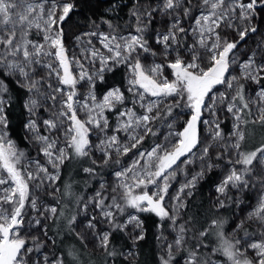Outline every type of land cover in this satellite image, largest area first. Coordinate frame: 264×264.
<instances>
[{
  "label": "snow or ice",
  "instance_id": "6c2138e0",
  "mask_svg": "<svg viewBox=\"0 0 264 264\" xmlns=\"http://www.w3.org/2000/svg\"><path fill=\"white\" fill-rule=\"evenodd\" d=\"M122 7L112 0L69 45L66 24L78 13L77 0H0V264H81L75 249L56 250L48 235L49 223H60L56 236L65 227L74 231L77 216L67 214L73 200L103 264L136 258L132 248H115L112 237L126 233L133 245L144 239L143 213L161 221L157 264H264V140L246 147L248 126L264 129V0H133L127 31L114 23ZM157 22H166L164 30ZM254 35L261 38L249 47ZM120 68L127 75L123 90L107 76ZM100 84L106 91L98 95ZM17 105L34 152L11 136ZM222 112L233 121L228 134ZM150 136L159 142L144 148ZM216 148L221 151L213 155ZM225 156L217 211L225 207L221 197L234 200L229 190L261 189L248 214L259 231L243 237L230 238L220 218L197 233L193 218L179 215L180 194L191 196ZM86 159L92 166L82 171L98 185L88 197L71 182L61 186L66 164ZM197 161L198 171L185 170ZM179 173L186 179L170 197ZM166 197L175 204L169 207ZM242 228L243 221L233 231Z\"/></svg>",
  "mask_w": 264,
  "mask_h": 264
},
{
  "label": "trees",
  "instance_id": "16d2710c",
  "mask_svg": "<svg viewBox=\"0 0 264 264\" xmlns=\"http://www.w3.org/2000/svg\"><path fill=\"white\" fill-rule=\"evenodd\" d=\"M79 5L78 13L73 15L72 19L67 22L66 29L68 31H78L81 29H87L90 27L89 20L97 19L101 13L104 12L106 8H109L112 5V0H77ZM122 4H126L127 7H122L118 16L119 19L115 20L114 23H119L121 27L127 31V25L131 23L129 20V13L132 7L133 0H121ZM157 24V23H156ZM155 24V25H156ZM154 25V27H155ZM163 27H166V22ZM154 46V44H153ZM115 74V73H114ZM113 73H109L110 78L114 76ZM115 83L122 84L121 79L114 80ZM104 89V85H98V93H100ZM24 111L23 109L17 105L16 109L13 112L12 118V129L11 136L17 142L20 148L26 147V137L24 136L23 130V120H24ZM223 131L226 132L230 126L228 124H223ZM248 133L253 134V141L251 145L248 144V137H246V147L251 149L253 147L258 146L262 140H264V129L260 128L258 125H249ZM153 141L146 142L145 146H150ZM87 160V159H86ZM84 160L73 161L71 164H66V166L62 169L61 173V186L63 183L71 182L73 186V190L78 193L86 192L85 181L86 177L82 171V167L84 165H88L89 163ZM76 169H75V166ZM220 173L217 171H209L204 174L203 178L197 182L192 195L187 197L184 208L181 210L180 214L184 220H188L189 218H193L195 221L194 228L198 233L201 226H207L205 224L206 221L210 222L212 219L220 218L227 223L225 224V232L226 234L230 230V225L232 222V213L234 210V204L232 200H225V207L220 208L218 211L214 208L210 203L209 198V190L210 187L216 183L219 179ZM60 183V182H58ZM85 186V187H84ZM73 203L72 205L74 204ZM72 206L68 211V215H72ZM140 218L143 220V235L144 239L140 240L137 244L133 245L124 233H114L112 237V244L118 250H128L134 246L137 257L132 261L131 264H157V258L159 253L161 252V240H158L157 237L160 235L162 229L159 227L161 221L154 214L143 213ZM164 228L163 233L167 228V221L163 222ZM60 227V223L57 222L56 225H52L49 223V232L50 236H53L56 239V244L54 248L56 250H69L75 249L79 255L81 256V264H103L104 255L103 253L92 252L86 249L83 244L80 242L77 235H75L74 231L65 230L63 228L60 231L59 236H56L57 229ZM248 230V226H243L242 229L238 231V233L234 236H229L230 238L242 237L245 231ZM66 235V237H62ZM213 237H208V241H212ZM207 255V253H205ZM179 258V253L176 254ZM117 264H121L120 261H117Z\"/></svg>",
  "mask_w": 264,
  "mask_h": 264
},
{
  "label": "rangeland",
  "instance_id": "374dc122",
  "mask_svg": "<svg viewBox=\"0 0 264 264\" xmlns=\"http://www.w3.org/2000/svg\"><path fill=\"white\" fill-rule=\"evenodd\" d=\"M155 27L156 28H160L161 30H164V27L159 22H157V24L155 25ZM87 30H89V28H87V29H81V30H78V31H68L67 30L68 31V36H69V41H68L69 45H71L73 43L71 37L74 34L80 33V32H84V31H87ZM260 38L261 37L258 36V35L252 36L250 38V40H249V47L253 46L254 43H255V41L259 40ZM153 47L157 50V52H159V50H160V46L159 45L154 44ZM151 59L152 58L149 57L148 58V62H150ZM162 59H163V57H161V56H157L156 57L157 62H159ZM167 71L168 70L166 69L165 70V74H167ZM107 75H109V73ZM117 79H121L122 84L115 83L114 80H117ZM108 83H109V85L114 86V87H121L122 90L124 88H126L127 87V75H126L125 70L123 68L118 69L115 72L114 76L109 79ZM255 87H256L255 85H251L250 86L249 94H250L251 91H254L255 90ZM220 90L223 91L224 89L221 88ZM104 91H106L105 85H104V89L101 92H104ZM98 95H99V93H98ZM176 111H180V110L177 109ZM185 112H186V110H185ZM220 116H221V120H222V124H221L222 129L224 128L223 127V124L226 123V124H228L230 126V128L225 133L226 134L230 133L231 130H232V123H233L230 115L222 112V113H220ZM26 119H27V116H26V114H24L23 130H24V136L26 137V139H25L26 141L25 142L27 144H26V147L25 148H22V149H24L26 152H34V149L31 147L30 141L27 139L28 134L26 133L25 128H24V122L26 121ZM186 119H187V115H184V116H182V117H180L179 119L176 120V128H177V130H180L181 126L184 124V122L186 121ZM160 127H161V131H165V129L163 128V122H161ZM201 131H202V136H207L208 129L205 128L203 125H201ZM253 137L254 136L251 133V135H249V137H248V144L249 145H251V143L253 141ZM148 140H149V142L153 141L152 144H154L156 142H159V137H151V136L148 137L147 140L145 141L144 145H143L144 148H149L152 145L151 144L150 146H145L146 145V142ZM220 151H221L220 148H216L215 151H214V153H213V155H215L216 152H220ZM124 159H128V158L125 157ZM193 159H195V158H193ZM226 160H227V157L225 156V159L224 160L217 162L219 164L218 167H215V168H213V169L210 170V171H217V172L220 173L219 179L216 181V183H214L210 187V190H209V198H210L209 201H210V203H211L212 206L214 205L216 199L220 196V194L216 191V187L221 182V180L223 179V177L226 174V169H227ZM86 161L89 164L88 165H84L83 167L92 166L90 160H86ZM198 164H199V161H197L195 164H193L190 169L187 168V167H185V170L186 171H190L191 173H195L196 171L199 170L198 167H197ZM74 166H75V169H76V166L77 165H74ZM110 172H111V169L110 168H106V169L103 170V174L105 176V179L111 181V180L114 179V177H112L110 175ZM208 172L209 171H206L205 174L208 173ZM85 175L87 176V174H85ZM185 179H186V177L182 173L177 174V176L175 177V179L171 180V187L169 188L168 196H170V197L177 196L178 193H179V188L184 183ZM85 185H86V188H85L86 192L85 193L82 192V194L80 193V195L81 196H84V197L90 196L93 193V191L98 187V185H97V183H96L95 180H90L87 177H86ZM149 191H151V189H149ZM191 191L193 192L194 189H192ZM260 191H261V189H258V188H249V189H246V190L241 191L239 193H237L235 189L229 190L228 195L234 197V200H232V202L234 204V210H233V213H232V222H231V225H230V230L228 231V233H230L229 234L230 237L231 236H234V235H236L238 233V231H233V228H234V225L240 224L242 221H243V226H248V230L247 231L249 233H251L253 231H259V229H256L255 224H251L249 222V220H248V214L254 208L257 207V203H258V200L260 198L259 197V192ZM180 195H181V198H182V201H183V206L181 208V210H182L184 208V205H185V202L187 200V197H189V196H184L183 194H180ZM59 196H60V194L57 193V198H59ZM221 199L226 200L225 197H221ZM236 201H239V203H237ZM48 202L49 203H52L53 202L50 197L48 198ZM166 202L168 203V206L169 207H171V206H173L175 204V201L174 200L168 201L167 197H166ZM72 212H73L72 215H76L77 216L76 224L73 226L75 235H77V233H79L80 235H82V236L85 237V240H81V239H79V240H80V242L83 244V246L86 249H88V250H90L92 252L101 253V250L97 246V242L94 241L88 235V229H86V227H85V223H86V216H85V214L82 211L79 212V214H77L76 201H74V204L72 205ZM89 215H90V213H89ZM101 227H105V226L104 225H101ZM64 229L65 230H68L67 227H65ZM131 230H132V225H129L128 231H131ZM142 231H143V228H142ZM163 234L168 237L169 241L171 240L172 237L169 234L168 226H167V228H166V230L164 231ZM124 235L128 239L127 234L124 233ZM243 236H245V233H244ZM62 237H66V235H64ZM41 239H44V237H41ZM129 241L131 243H133L131 240H129ZM162 243H163V241H161V245H162ZM132 249L137 254L134 246L132 247ZM136 257H137V255H136ZM181 264H183V262H181Z\"/></svg>",
  "mask_w": 264,
  "mask_h": 264
},
{
  "label": "built area",
  "instance_id": "2783aa9c",
  "mask_svg": "<svg viewBox=\"0 0 264 264\" xmlns=\"http://www.w3.org/2000/svg\"><path fill=\"white\" fill-rule=\"evenodd\" d=\"M233 124V123H232ZM13 138V137H12ZM14 139V138H13Z\"/></svg>",
  "mask_w": 264,
  "mask_h": 264
}]
</instances>
